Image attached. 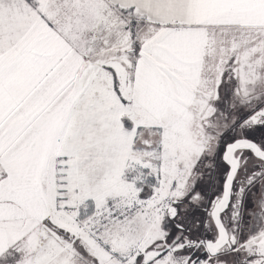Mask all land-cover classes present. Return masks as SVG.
I'll return each mask as SVG.
<instances>
[{
	"label": "snow or ice",
	"instance_id": "6c2138e0",
	"mask_svg": "<svg viewBox=\"0 0 264 264\" xmlns=\"http://www.w3.org/2000/svg\"><path fill=\"white\" fill-rule=\"evenodd\" d=\"M0 264H264V0H0Z\"/></svg>",
	"mask_w": 264,
	"mask_h": 264
}]
</instances>
